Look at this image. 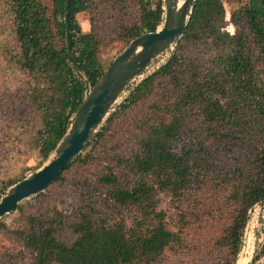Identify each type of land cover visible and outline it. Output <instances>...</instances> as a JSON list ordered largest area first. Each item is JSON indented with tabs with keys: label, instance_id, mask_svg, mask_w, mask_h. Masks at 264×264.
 <instances>
[{
	"label": "trees",
	"instance_id": "16d2710c",
	"mask_svg": "<svg viewBox=\"0 0 264 264\" xmlns=\"http://www.w3.org/2000/svg\"><path fill=\"white\" fill-rule=\"evenodd\" d=\"M163 6L0 0V55L23 74L11 102L0 104H18L21 118L1 139L18 132L44 162L106 70L101 52L155 31ZM23 177L7 175L0 190ZM263 199L264 0H196L167 61L131 89L46 191L14 210L24 223L13 230L21 250H6L0 264L19 256L32 264H165L168 252L187 254L184 264H235L248 212ZM260 255L264 248L253 259Z\"/></svg>",
	"mask_w": 264,
	"mask_h": 264
},
{
	"label": "water",
	"instance_id": "95a60500",
	"mask_svg": "<svg viewBox=\"0 0 264 264\" xmlns=\"http://www.w3.org/2000/svg\"><path fill=\"white\" fill-rule=\"evenodd\" d=\"M195 1L164 0L163 20L157 29L131 40L112 60L99 80L86 90L69 129L44 164L6 189L0 198V219L24 200L44 192L84 151L122 94L147 77L157 59L174 49L186 29ZM249 222L248 219L245 231ZM242 249L243 244L239 255Z\"/></svg>",
	"mask_w": 264,
	"mask_h": 264
},
{
	"label": "rangeland",
	"instance_id": "374dc122",
	"mask_svg": "<svg viewBox=\"0 0 264 264\" xmlns=\"http://www.w3.org/2000/svg\"><path fill=\"white\" fill-rule=\"evenodd\" d=\"M232 7L233 4L230 3L225 4L227 19L230 18ZM78 20L80 22L83 31L88 32L90 30L89 14L87 12H82L78 14ZM226 29L229 30L230 32H233L234 26L232 24H228ZM8 34H9L8 31L2 32L1 38H3V42H6L9 39ZM125 47L126 46L117 43L113 47L102 51L100 57L103 67L107 69L108 66L111 64L112 60ZM173 50L169 51L167 54L157 59L155 64L151 67L150 71L147 73V76L153 73L155 70H157L163 63H165ZM22 79H23V74L19 70L17 64L16 63L11 64L8 61V59L5 60L0 55V104L5 103L6 101L11 102L7 98L11 96L12 91L16 88L17 85L20 84ZM137 84L134 83L130 88H128L122 94V96L118 101V104L115 106L112 112H114L116 108L119 106V104L123 102V100L126 97H128L131 89ZM21 114H22L21 106L15 103L13 105H10L9 107H6L5 110L3 111L2 109H0V180L5 179L7 175L12 174L13 176H15L22 172H24L25 176H27L35 172L37 169H39L46 161L45 160L44 162H41V158L38 155V152H36L34 149H30L28 145L25 143V140L20 141L19 138H24L23 135H21V137H16L18 132L12 133L11 138L7 137L1 139V137H3V134H5L6 132H13L12 127L18 124L21 118ZM12 115H17V117L12 118L11 117ZM7 125L9 128L7 127ZM20 130L21 129H19V132ZM5 192L6 189L4 191L0 190V198ZM33 197L26 199L23 202H26L32 199ZM167 200L163 204V207L165 206L168 209L170 207V204L167 202ZM57 203L59 204V206L67 208L66 202H57ZM169 213L171 220L175 216V211L171 209L169 210ZM248 215H249L248 219L251 221V223L247 231H245L244 229V236H243V247L250 237H252V241H253V248L250 254V260L248 264H264V255H260V258L256 260L253 259L257 254H260L261 250L264 248V227L263 224H261L263 218L259 213V205L255 204L249 210ZM18 216L19 213L17 211H13L5 215L2 219H0V220H4L7 223V228L4 231H0V255L3 254L6 250H12L13 252H17V253L21 250V243L18 239H16L13 233V230L15 228L24 226V223L19 221ZM193 231L195 233L194 227H192L190 232ZM191 235L190 233L187 234V239H186L187 241H190L192 239ZM184 252L191 253L192 249L190 247H185L183 253ZM186 255L187 254L185 253L182 254V252H179L178 254H174L173 252H168L167 258L165 259V264H184L182 260ZM237 260L235 264L237 263ZM11 264H32V263L29 260V258L27 257L21 258V256H19ZM208 264H212L211 259L208 260Z\"/></svg>",
	"mask_w": 264,
	"mask_h": 264
},
{
	"label": "bare ground",
	"instance_id": "6f19581e",
	"mask_svg": "<svg viewBox=\"0 0 264 264\" xmlns=\"http://www.w3.org/2000/svg\"><path fill=\"white\" fill-rule=\"evenodd\" d=\"M252 248H253V241H252V237H250L246 242V244L244 245L240 257L238 258L236 264H248L250 260V254L252 252Z\"/></svg>",
	"mask_w": 264,
	"mask_h": 264
},
{
	"label": "built area",
	"instance_id": "2783aa9c",
	"mask_svg": "<svg viewBox=\"0 0 264 264\" xmlns=\"http://www.w3.org/2000/svg\"><path fill=\"white\" fill-rule=\"evenodd\" d=\"M257 204L259 205V213L261 214V217L263 218V221L261 222V224H263V227H264V199ZM250 223L251 221L249 222V224Z\"/></svg>",
	"mask_w": 264,
	"mask_h": 264
}]
</instances>
